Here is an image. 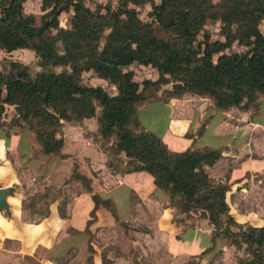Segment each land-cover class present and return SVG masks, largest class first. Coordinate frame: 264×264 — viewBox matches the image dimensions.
Segmentation results:
<instances>
[{
    "label": "trees",
    "instance_id": "trees-1",
    "mask_svg": "<svg viewBox=\"0 0 264 264\" xmlns=\"http://www.w3.org/2000/svg\"><path fill=\"white\" fill-rule=\"evenodd\" d=\"M23 1L0 0V48H30L41 70L31 76L27 64L16 60L0 67V112L4 103L14 105L16 117L33 133L40 150L49 154H59L60 118L95 115L99 135L114 136L109 145L113 157L120 161L117 153L123 151L129 158L124 171L149 172L166 191L169 203L181 211L202 208L214 224L221 214L231 219L221 202L227 184L212 182L203 168L217 159L219 150L203 146L172 151L159 135L142 127L137 107L147 101L145 86L155 81L140 86L123 67L148 64L180 81L174 92L207 96L218 109L246 107L264 94V34L254 38L264 17V0H159L150 6V22L142 21L133 6L149 0H115L116 8L104 5L103 12L98 4L93 10L83 0H40L38 19L23 11ZM60 12L70 14L69 25L59 24ZM207 20L226 27L234 24L235 29L227 31L223 40H210L204 34L194 46V35ZM162 30L172 32V40L160 36ZM233 40L249 48L223 51ZM88 69L115 85L116 93L82 83L80 73ZM73 175L88 187V178ZM91 198L94 205L102 203L112 210L108 200L96 194ZM233 233L250 249L251 258L243 264H264V226ZM211 234L221 235L215 229Z\"/></svg>",
    "mask_w": 264,
    "mask_h": 264
},
{
    "label": "crops",
    "instance_id": "crops-1",
    "mask_svg": "<svg viewBox=\"0 0 264 264\" xmlns=\"http://www.w3.org/2000/svg\"><path fill=\"white\" fill-rule=\"evenodd\" d=\"M26 1L30 0L22 2L25 13L36 17L42 12L40 0L38 12L24 7ZM0 51H22L27 59L35 57L26 47ZM85 73L94 74L90 79L98 80V85L109 83L91 69ZM108 93L115 94L116 89ZM152 101L137 107L140 124L159 135L171 150L219 147L217 159L203 167L210 178H224L226 191L232 192L238 181L252 183L254 175L261 181L264 154L252 150L249 142L255 127L263 131L264 118L254 117L248 107L218 109L209 97L198 95L169 97L161 104L162 122L151 116L142 123L139 114ZM92 121H96L95 115L66 121V130L72 127L75 134L62 135L59 154L33 153L32 144H39L29 134H0V186H11L7 208L0 209V264H186L189 258L208 264L217 251H228L224 237L212 236L208 224L200 225L202 218L186 217V211L171 205L166 191L153 182L149 172L124 171L129 158L123 151L117 153L119 165L109 147H87L93 135L76 133L81 123L90 125ZM238 149L250 154L232 164ZM223 162L231 164L221 174H214L213 169H221ZM73 172L88 178V187ZM91 194L108 200L112 210L102 203L94 205ZM141 255H146L145 262Z\"/></svg>",
    "mask_w": 264,
    "mask_h": 264
},
{
    "label": "rangeland",
    "instance_id": "rangeland-1",
    "mask_svg": "<svg viewBox=\"0 0 264 264\" xmlns=\"http://www.w3.org/2000/svg\"><path fill=\"white\" fill-rule=\"evenodd\" d=\"M216 1V0H214ZM38 2L39 0H30L28 3L27 1L24 3V7L30 8L31 10H34L35 12H38ZM152 2H159V0H149L143 4L140 5H133L138 13V17L142 21L150 22L153 20V16L149 15L148 12L151 10V4ZM83 3L89 7L90 9L95 10L97 7V4L100 7V11L103 12L104 5L109 6L111 9L116 8L117 4L115 0H83ZM30 6V7H29ZM24 10V9H23ZM26 10V9H25ZM25 12V11H24ZM37 14V15H36ZM36 19H38V13H36ZM70 14L68 12H60L58 15L59 24L62 26L69 25V16ZM259 32L256 33V36L254 38L260 39L264 34V17L259 21L258 23ZM235 25L232 24L231 26H223L220 22L217 20H207L201 27V29L195 33L194 39H193V45L196 46L198 42H201L204 34H207L210 40H223L224 36L227 31L234 30ZM107 32V29L104 31V33ZM158 34L160 36L169 38L168 40H172L173 33L167 32L165 30L159 31ZM103 38H100L99 44L101 45ZM249 48V46L244 45L243 43H238L235 40L231 42L229 46L223 49L225 52H242ZM22 52V51H21ZM21 52H14V53H6L0 51V66H6L7 62L9 60H18L24 64H27V70L31 76L38 71L41 70V67L37 64V58L36 56L34 58L27 59L25 55H21ZM24 54V53H22ZM201 54L199 53L198 56ZM216 53L212 54V58L215 59ZM24 56V57H23ZM5 68V67H4ZM59 69V68H57ZM129 70L132 73V78L139 82L140 86L143 84L146 80H153L155 83L147 84L144 89V93L146 95L147 101L149 102L153 100L150 105H145V108L141 110L139 117L141 119L142 123H146L149 117L153 116L158 120V123L162 122L163 120V114L164 110L161 107V104L169 97H185V98H191V96L197 97L198 93L193 94L194 92L191 91H180V92H174L173 86L174 84L180 83L178 79H173L170 76L160 74L159 71L154 67L150 65H138V63H134L131 67H129ZM87 70H83L80 73V79L82 83L88 84V82L95 83L98 85V80L96 79H90L94 74L87 75L85 73ZM102 87L107 91L111 92L114 90L115 85L111 83H105L102 81ZM191 95V96H190ZM203 96V95H200ZM198 99V98H195ZM188 100V99H187ZM212 101V100H211ZM213 102V101H212ZM142 103V104H144ZM141 104V105H142ZM239 107H242L239 105ZM246 107L251 110V114L254 115V117H261L264 118V94L259 93L256 97V100L254 103H249ZM97 113L99 112V107L96 109ZM251 117L252 118V116ZM228 115V114H227ZM80 120V119H79ZM75 121L74 119L66 120L60 118V135L61 138L74 135L75 132L72 131V127H67L66 130V124H69L67 122ZM66 122V123H65ZM93 122V121H92ZM140 122V121H139ZM76 124V123H75ZM81 123V128L78 129L79 133L76 134H84V135H93L92 138L88 139L87 147L90 148H108L109 145L103 146L107 142H113L114 136L103 139L101 136L98 135L97 131V121L92 123ZM94 124H96L95 131H92L94 128ZM70 126V125H68ZM142 126V125H141ZM143 127V126H142ZM78 127H76L77 129ZM90 128V129H89ZM74 129V130H76ZM202 125L198 128V131H201ZM261 129L256 127L253 129L250 140V148L252 150H256L259 153L264 154V128ZM23 134L30 135L31 137L35 138L33 133L30 131V129L27 127V125L23 121H19V119L16 117L14 105L11 104H3V109L0 112V134ZM23 133V134H22ZM66 133V135H64ZM3 134V135H4ZM63 135V137H62ZM255 137V139H253ZM161 138V137H160ZM162 140V139H161ZM163 142V141H162ZM38 143V142H37ZM165 144V142H163ZM35 144H32V152L35 153L36 150H40V147L38 145L34 146ZM166 145V144H165ZM223 145V144H222ZM167 146V145H166ZM221 148L223 146L220 145ZM8 148H13L11 146H8ZM218 150H221L219 147ZM243 149V148H242ZM242 149L239 152V156L234 157L236 158L234 161H232V164L238 163L242 158L248 157L250 154V151H243ZM171 150V149H170ZM41 151V150H40ZM172 151H179L172 150ZM182 151V150H180ZM110 154L109 152L107 153ZM111 154H113L111 150ZM116 161L115 163L119 164L118 160L113 157ZM222 164V163H221ZM231 163H229L230 165ZM120 165V164H119ZM227 164L223 162V165L221 169H213L214 174L222 173V170L228 168ZM75 167V163H74ZM204 168V167H203ZM75 171V170H74ZM29 172V171H27ZM33 173V172H32ZM31 173V176H32ZM259 176H253L252 183L248 182V185H244L240 181L237 182V185L233 188L232 192L226 191L224 197L222 198L221 202H223V208L226 209V213L231 217V219H227L226 214L220 215V220L217 223H212L210 221V213L202 208H195L189 210L186 212V217H200L202 220L200 221V225L202 224H208L209 227L212 228V230H218V233L220 232V236L225 238L226 244L229 246V249L227 252L222 253V250L217 251L213 257L209 260L208 264H243V262L247 259L251 258L250 249L246 247V244L239 238V234H234L233 232L242 229H246L248 226H264V175L261 176V181L257 182V179ZM212 179V178H211ZM222 176H216L212 179V182L214 183H225L223 182ZM31 182L34 180L30 179ZM250 183V184H249ZM226 184V183H225ZM247 184V182H245ZM240 187H245L246 190L240 189ZM50 190V189H49ZM31 192V191H30ZM34 193H38L35 191ZM31 196V195H29ZM233 203V204H232ZM230 210V211H229ZM233 212V215L230 213ZM244 215H242V214ZM212 217V215H211ZM202 222V223H201ZM207 222V223H206ZM142 224H140L141 226ZM224 231H228L227 235H223L222 233ZM141 259L143 262L146 261V255H141ZM145 259V260H144ZM148 264V261L146 262ZM186 264H197V261H195V258H189L186 260Z\"/></svg>",
    "mask_w": 264,
    "mask_h": 264
},
{
    "label": "water",
    "instance_id": "water-1",
    "mask_svg": "<svg viewBox=\"0 0 264 264\" xmlns=\"http://www.w3.org/2000/svg\"><path fill=\"white\" fill-rule=\"evenodd\" d=\"M11 186H0V209L7 208L6 196L10 194Z\"/></svg>",
    "mask_w": 264,
    "mask_h": 264
}]
</instances>
